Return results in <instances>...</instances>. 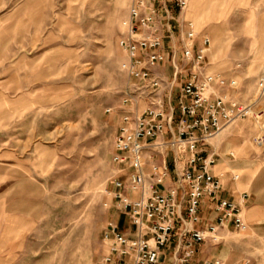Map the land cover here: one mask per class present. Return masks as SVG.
Listing matches in <instances>:
<instances>
[{
    "label": "rangeland",
    "instance_id": "374dc122",
    "mask_svg": "<svg viewBox=\"0 0 264 264\" xmlns=\"http://www.w3.org/2000/svg\"><path fill=\"white\" fill-rule=\"evenodd\" d=\"M130 2L0 0V264H98L107 222L125 229L106 192L128 84L117 42ZM182 17L210 38L208 71L234 79L231 93L253 109L211 145L232 131L238 154L229 145L223 152L235 159H222L240 180L246 168L264 180V145L255 144L264 134V96L255 91L264 0H189ZM216 237L199 255L264 264V238L234 229Z\"/></svg>",
    "mask_w": 264,
    "mask_h": 264
},
{
    "label": "built area",
    "instance_id": "2783aa9c",
    "mask_svg": "<svg viewBox=\"0 0 264 264\" xmlns=\"http://www.w3.org/2000/svg\"><path fill=\"white\" fill-rule=\"evenodd\" d=\"M188 3L131 0L122 23L117 44L126 55L128 84L111 155L113 190L106 193L132 231L107 222L98 264H248L219 257L196 261L199 246L216 239L220 229H245L246 196L239 203L219 198L221 180L212 173L216 155L210 140L253 116V109L231 93L238 88L234 79L208 71V35L184 19L177 31L171 29L173 11L181 14ZM167 64L169 80L164 77ZM255 89L257 97L264 96V64ZM255 144L264 145V134ZM205 198L213 203L212 220L200 216ZM166 246H171L168 254Z\"/></svg>",
    "mask_w": 264,
    "mask_h": 264
},
{
    "label": "crops",
    "instance_id": "0c3cea01",
    "mask_svg": "<svg viewBox=\"0 0 264 264\" xmlns=\"http://www.w3.org/2000/svg\"><path fill=\"white\" fill-rule=\"evenodd\" d=\"M185 18L188 19L187 13L185 14ZM183 21L182 13L177 14L176 11H173L172 19L168 22L171 29L174 31L178 30L179 24ZM165 42H168L165 39ZM211 47L206 55V64L208 65V55L210 53ZM232 131L224 133L221 137H219L216 141L217 146H213L216 162L214 167L212 168V173L219 177L221 180V190L219 192V198L226 199L228 201H234L239 203L243 195L246 197L243 199V216H244V223L245 229L244 231H249L251 234L256 235L259 238H264V192L261 190V187H264V180L261 178H253L254 173L249 168L243 169L242 172V179L240 180V176H238L237 180H232L233 175H237L234 173L236 171L234 168L230 166V163L222 159V155L225 154L228 156V153L223 152L231 145L234 147L236 154H238V149L234 145L233 138H227L229 134L232 136ZM234 153V152H230ZM240 154V153H239ZM248 154V152H247ZM246 154V155H247ZM242 158L243 154H241ZM232 159H235V153L233 154ZM253 178V179H252ZM240 182V184L238 183ZM213 203H210L208 199H204L202 202V207L200 209V216L203 219L212 220L215 216V213L212 211ZM116 220L125 227L123 231L131 232L132 228L128 224V221L123 216L122 219L119 217H115ZM230 229H234L233 227L229 226L228 228L220 229V231H229ZM201 251V245L199 246L198 253L196 256V261H200L203 259L202 255H199ZM227 261V260H226ZM232 263V262H229Z\"/></svg>",
    "mask_w": 264,
    "mask_h": 264
},
{
    "label": "bare ground",
    "instance_id": "6f19581e",
    "mask_svg": "<svg viewBox=\"0 0 264 264\" xmlns=\"http://www.w3.org/2000/svg\"><path fill=\"white\" fill-rule=\"evenodd\" d=\"M194 24V23H193ZM195 26V25H194ZM196 28V27H195ZM197 30V29H196Z\"/></svg>",
    "mask_w": 264,
    "mask_h": 264
}]
</instances>
